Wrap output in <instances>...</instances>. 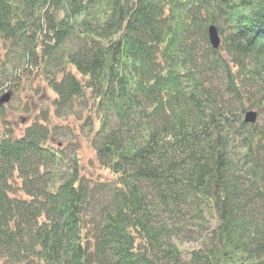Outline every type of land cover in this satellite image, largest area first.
Listing matches in <instances>:
<instances>
[{"label":"trees","instance_id":"trees-1","mask_svg":"<svg viewBox=\"0 0 264 264\" xmlns=\"http://www.w3.org/2000/svg\"><path fill=\"white\" fill-rule=\"evenodd\" d=\"M45 87L0 104V264H264V0H0V90Z\"/></svg>","mask_w":264,"mask_h":264},{"label":"rangeland","instance_id":"rangeland-1","mask_svg":"<svg viewBox=\"0 0 264 264\" xmlns=\"http://www.w3.org/2000/svg\"><path fill=\"white\" fill-rule=\"evenodd\" d=\"M7 92L9 93L10 90H0V97ZM47 93L48 90L46 87L45 89L38 90V92H35L34 90L33 91L30 90L29 93L27 92L20 93L21 100H25L26 104L29 107V109L27 108L28 111L27 110L21 111L19 107L17 108V106L19 105H18V100L16 98L10 97L8 101L3 103L5 104V106H7L9 114L12 113L11 115H9V118L15 121V125L18 129L21 130L23 126L28 124L31 116L33 115L32 113L37 108H39L44 103V101H46L48 96ZM78 155H79V159L82 162L88 160V158L91 155L90 148L86 143V141L84 140H82V143H80V146L78 148Z\"/></svg>","mask_w":264,"mask_h":264},{"label":"water","instance_id":"water-1","mask_svg":"<svg viewBox=\"0 0 264 264\" xmlns=\"http://www.w3.org/2000/svg\"><path fill=\"white\" fill-rule=\"evenodd\" d=\"M208 32V39L213 48H217L220 43V37L218 34V31L216 30V27L214 25H209L207 28ZM10 94L4 93L0 97V104L4 103L9 100ZM257 119V112L255 110H248L244 114V121L247 123H254Z\"/></svg>","mask_w":264,"mask_h":264}]
</instances>
